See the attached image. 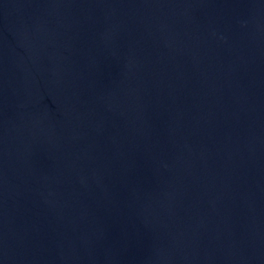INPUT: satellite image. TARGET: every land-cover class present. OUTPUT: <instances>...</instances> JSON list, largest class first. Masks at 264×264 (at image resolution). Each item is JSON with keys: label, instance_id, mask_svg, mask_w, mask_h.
Segmentation results:
<instances>
[{"label": "water", "instance_id": "1", "mask_svg": "<svg viewBox=\"0 0 264 264\" xmlns=\"http://www.w3.org/2000/svg\"><path fill=\"white\" fill-rule=\"evenodd\" d=\"M0 264H264V0H0Z\"/></svg>", "mask_w": 264, "mask_h": 264}]
</instances>
